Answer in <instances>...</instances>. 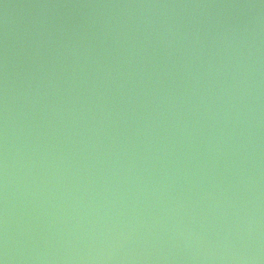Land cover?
I'll return each mask as SVG.
<instances>
[{"label": "water", "instance_id": "95a60500", "mask_svg": "<svg viewBox=\"0 0 264 264\" xmlns=\"http://www.w3.org/2000/svg\"><path fill=\"white\" fill-rule=\"evenodd\" d=\"M0 264H264V0H0Z\"/></svg>", "mask_w": 264, "mask_h": 264}]
</instances>
